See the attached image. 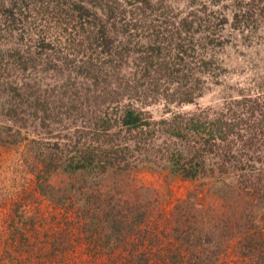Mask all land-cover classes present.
I'll use <instances>...</instances> for the list:
<instances>
[{"label": "rangeland", "instance_id": "374dc122", "mask_svg": "<svg viewBox=\"0 0 264 264\" xmlns=\"http://www.w3.org/2000/svg\"><path fill=\"white\" fill-rule=\"evenodd\" d=\"M64 1L94 24L72 27L60 21L72 14L37 4L29 22L53 33L46 49L0 9V264H248V237L264 236V0ZM238 3L248 20L235 17ZM186 26L214 45L179 53ZM102 41L111 63L93 60ZM126 104L150 124L117 125ZM192 116L237 125L217 146L186 125ZM79 140L122 149L126 163L78 177L60 169L44 196L41 152L68 154ZM179 149L204 160L200 176L170 171Z\"/></svg>", "mask_w": 264, "mask_h": 264}, {"label": "trees", "instance_id": "16d2710c", "mask_svg": "<svg viewBox=\"0 0 264 264\" xmlns=\"http://www.w3.org/2000/svg\"><path fill=\"white\" fill-rule=\"evenodd\" d=\"M128 3H139L144 2L148 3L149 0H127ZM132 1V2H131ZM5 0H0V9H2L3 14L10 16H13V21L19 22V31L22 32V35H29V42L34 43L37 42L39 47L42 49H46L49 46H52V40L49 38L53 33L51 32H42L45 33L44 35H38L37 31L38 28L35 27L32 22H29L33 12L32 8H37V4L41 6V8L53 10L54 12H57L59 10L65 11L67 15L72 14L73 16H68L67 18H62L60 21H70L72 27L73 22H82L87 24H94L93 18L94 14L88 13L85 15V18H82V13L80 12V9L77 5L67 7V3L64 0H14L13 4L10 7H4ZM240 3V2H239ZM237 4L240 6L239 11L235 13V17L238 19V21L248 20V13L244 14L242 9V4ZM52 4V6H51ZM24 7H26L30 13V15L25 14L24 16L17 17L16 11L17 10H24ZM80 8H82L80 6ZM262 10V9H261ZM24 13V12H23ZM3 14H0L3 15ZM22 14V13H21ZM5 16V17H8ZM97 19V16L95 17ZM58 20V19H57ZM184 22V21H183ZM31 23V24H30ZM34 23V22H33ZM1 24H5V22H1ZM6 28H1V30H5ZM185 31L188 33H191L188 37V43L182 44L181 42H178L176 48H178L179 53H183L185 56L188 57L189 50L193 45V49L195 51V46H199L200 49H205L206 45H214L213 41L214 34L210 33L212 35V38H207V36L203 39H206L207 41L201 40L200 43H196L194 40L193 33H195V30L189 27H185ZM177 33L179 37L181 36V31L179 27L177 28ZM1 34V33H0ZM56 37V36H55ZM102 38V37H101ZM161 39L162 42L170 43L171 39H166L165 36L163 38H157ZM211 41V42H209ZM196 43V44H195ZM210 43V44H209ZM26 47H31V45L26 44ZM150 45V44H149ZM102 49L100 51L101 54H104V58L94 57L93 60H99V62H107L111 63L112 60L108 57L112 55V49L113 46L109 43L101 42ZM157 46V45H155ZM148 48V46H147ZM152 49V46L150 47ZM156 49V48H153ZM117 53H120L118 50H116ZM161 51V50H160ZM159 51V52H160ZM27 52L31 53L30 50ZM152 56L153 53L151 52ZM94 55V54H93ZM180 61L182 62H188L185 61L184 57H178ZM201 67L202 71L205 72H212L213 68L211 61L206 62L204 58L201 57ZM152 63V61H151ZM150 64V63H149ZM23 66H25L23 69H27L28 63L24 62ZM202 80L199 78L197 80L196 78V86L202 84ZM184 85H187L186 83ZM199 89V88H198ZM190 92L189 89L185 90V98H183V102L191 103L194 101V90L191 89ZM188 93V94H187ZM121 113L118 117L114 118V122L119 125L121 128H126L128 130H138L144 128L146 125L150 124V121L144 116V113L142 110H138L137 108L133 107L131 104H126L124 107L120 108ZM224 117V116H223ZM223 117H215L214 119H208L202 120L200 118L190 117L188 121H186V125L193 130L195 133H201V135H208L209 140H213L212 145H218L217 141L221 142H228L229 135L232 133L234 134V128L237 125L232 118H223ZM112 128V124L109 123V121H105V124L103 126V129L105 133ZM255 131V130H254ZM177 133H182L181 130H177ZM238 134V133H237ZM178 135V134H177ZM240 140L244 138L243 134H238ZM257 137V136H256ZM235 138V137H233ZM61 154L52 152H46L42 151L41 154V168H40V174L37 175V187L38 191L43 194L44 196L49 197L52 199L54 197L55 188L54 186L49 182V177L53 173L58 172L60 169H64L68 172L71 176H80L82 174H91V173H104L107 172L109 169H114L117 166H120L122 162H125L124 158V152L122 149L116 150L115 148H107L102 147L101 144H89L87 142H83L81 140L73 143L71 147V151L68 154H63L62 150L60 151ZM40 154V155H41ZM176 154V155H175ZM175 154H172L170 157V171L173 173H178L183 178H189V179H195L198 176H200L205 171V162L203 159L199 158L196 160L195 156L193 157H187L186 154H184L180 149L176 151ZM184 158V159H183ZM126 163V162H125ZM240 163V162H239ZM241 164V163H240ZM247 165V163L245 164ZM237 166V165H235ZM260 224H256V228L260 227ZM262 228V227H261ZM248 240L250 242L247 251L244 252V256L248 257V264H263L264 261V236L259 237L255 240H253V237H248ZM259 240H261V244L259 243ZM253 254V256H252ZM200 256V255H198ZM203 259H202V258ZM200 262L204 264L205 258L201 255ZM196 262L195 264H197Z\"/></svg>", "mask_w": 264, "mask_h": 264}]
</instances>
